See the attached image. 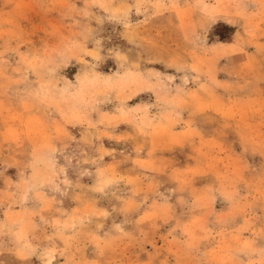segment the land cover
I'll return each instance as SVG.
<instances>
[{
	"label": "rangeland",
	"instance_id": "rangeland-1",
	"mask_svg": "<svg viewBox=\"0 0 264 264\" xmlns=\"http://www.w3.org/2000/svg\"><path fill=\"white\" fill-rule=\"evenodd\" d=\"M0 264H264V0H0Z\"/></svg>",
	"mask_w": 264,
	"mask_h": 264
}]
</instances>
